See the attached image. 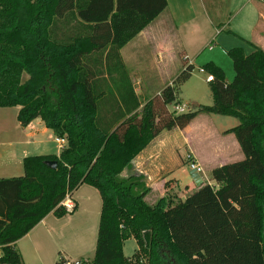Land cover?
Returning <instances> with one entry per match:
<instances>
[{"label":"trees","instance_id":"trees-1","mask_svg":"<svg viewBox=\"0 0 264 264\" xmlns=\"http://www.w3.org/2000/svg\"><path fill=\"white\" fill-rule=\"evenodd\" d=\"M166 9V0H0V109L18 108L21 127L39 119L65 142L58 157H26L23 176L0 179V264H23L14 244L47 215L73 214L61 204L81 185L102 205L94 257L80 264H264V51L229 50L231 83L203 67L211 106L168 110L191 77L185 66L141 107L120 50ZM199 115L237 120L224 134L243 159L211 170L214 185L184 200L147 203L143 177L121 174L159 133ZM129 239L137 251L126 258Z\"/></svg>","mask_w":264,"mask_h":264},{"label":"crops","instance_id":"crops-1","mask_svg":"<svg viewBox=\"0 0 264 264\" xmlns=\"http://www.w3.org/2000/svg\"><path fill=\"white\" fill-rule=\"evenodd\" d=\"M166 1L167 10L164 14H167L172 27L154 26L155 19L120 50L134 93L138 98H143V102H140L141 107L149 99L157 96L165 87L170 86L178 76L176 73H179L181 69L177 72V41L180 46V58L182 62L184 61L182 70L185 66H191L194 70V65L197 64L198 72L206 74L205 72L201 73L200 70H203L206 64L212 63L223 71L225 79L227 76L234 77L233 68L231 69L232 63L226 54L229 50L242 48L246 55H249L254 47L264 51V0H242L243 5L236 14L244 6H247L251 11H255L256 16L251 17L248 9L247 14L244 15L243 23L231 29H229L230 20L223 22V20L218 19V11L208 9V1L210 0H182L186 4L182 8L177 6L175 2L171 5L170 0ZM209 10L212 13L211 19L208 17ZM185 11L189 14L185 15ZM203 16L206 17V21L212 27L216 28L217 38H220V43H218L223 51V54L214 53L209 48L210 54L206 55L205 59H202L201 56L207 45L213 43V38L210 36L205 43L202 42L208 37V33L200 35L201 26L198 20H201L200 18ZM166 33L168 36H165ZM128 46L132 47L134 58L137 61L139 57H141L139 61L143 59L142 57H147L150 73L141 68L140 73L149 75L150 78L156 77L159 85H162V88L155 94H153V90L146 94L147 86L143 85L142 87L143 82L132 81L123 56V50ZM223 56H226L228 60L224 59ZM200 61H206V63L200 65ZM192 76L194 74L191 73ZM207 77L205 81L200 80L202 83L205 82L209 89ZM196 93L199 97L203 96L199 90ZM150 94L151 96H148ZM181 101H183L182 98ZM181 101L177 100V104L184 105L181 104ZM212 103V96L210 102L199 100L193 102L197 108L211 106ZM7 110L0 109V179L23 176L22 161L26 157L59 156L65 147V142L63 145H59L58 139L50 130L45 128L39 119L34 120L25 128L21 127L16 120L18 108H11L13 112L11 114ZM200 118L206 119L201 122ZM209 121L207 117L199 115L183 130L162 131L136 156L132 163V169L124 171L121 177H143L145 187L149 190L148 195H156L157 200L163 197L167 182L173 181L181 187L180 180L170 179L182 165L176 161V140L178 137L181 138L182 145L189 147L187 158L191 160L190 164H194L202 170L205 169L208 173L215 168L229 164L227 161L237 155L240 148L233 135L224 133L236 127L238 121L234 120L233 123L227 121L228 126H221V128H216L211 123L210 125ZM213 122L224 123L222 119ZM197 126L199 136L205 144L203 154L197 152L192 145L193 129ZM185 187L188 189L183 196L184 198H179L181 200H184L190 192L196 189L195 185L192 184H186ZM69 199L73 206L76 205V211L73 214L60 219L55 218L52 214L47 215L27 235L14 244L23 264H57L60 258L65 264L92 261L100 220L101 198L94 188L81 185ZM129 240H133L136 246L134 239ZM136 251L137 246L132 256Z\"/></svg>","mask_w":264,"mask_h":264},{"label":"rangeland","instance_id":"rangeland-1","mask_svg":"<svg viewBox=\"0 0 264 264\" xmlns=\"http://www.w3.org/2000/svg\"><path fill=\"white\" fill-rule=\"evenodd\" d=\"M175 2V4L177 6H179L180 8L184 7L186 4L182 1V0H170L171 5ZM243 5V1L242 0H210L208 1V9L210 10H214V11H218V15L220 20H223V22H226L227 20L230 24V28H236L237 25H240L243 23V18L244 15L247 14L248 9H249V15L251 17L256 16L255 15V11L254 10H250L249 7H243L240 12L238 14H236V12L239 10V8H241V6ZM187 9V8H186ZM167 10V9H166ZM208 11L209 15L208 17L211 19L212 17V13L211 11ZM186 12V11H185ZM163 12L154 22V26L158 25V26H165V27H172V25L170 24L168 18H167V14ZM189 13H185V15H188ZM207 17V18H208ZM171 19V18H170ZM201 20H198L200 26H201V32L200 35H205L208 33V37L206 39H204L202 42H206L210 36L213 38V43L207 45V47L204 49V53L201 56L202 59L206 58V55L208 56L209 53V48L212 49L214 51V53H222L223 51L221 50L222 47L219 45L220 38H217V33L215 30V27H212L210 25V23L208 21H206V17H201ZM213 20V19H212ZM215 21V18H214ZM165 36H168V34L166 33ZM180 36L182 37V34H180ZM185 40V39H184ZM201 42V43H202ZM219 42V43H218ZM200 43V44H201ZM210 43V40H209ZM203 46V45H200ZM205 47V46H204ZM203 47V48H204ZM202 48V49H203ZM176 53H177V62H176V68H177V72L180 70L179 73H176V75L180 74L182 72V66H183V62L180 58V46H179V42H176ZM223 54V53H222ZM123 56L124 59L127 63L128 66V70L131 76V79L133 82H143L142 83V87L147 86V93L150 90H153V94H155L160 88H162V85H159L158 81L155 78H150L149 75L146 74H142L140 73V68L143 69L144 71H146L147 73H150L149 64L147 63L148 59L147 57H142L143 59H141V61H143V63H141L140 58H138V61L134 58L133 52H132V47L128 46L127 48H125L123 50ZM191 57V55H190ZM224 59L228 58L226 56H223ZM134 58V59H133ZM192 58V57H191ZM200 65H203L206 63V61H200ZM231 63V62H230ZM224 66V65H223ZM232 69V66H231ZM233 72V70H232ZM192 74H194V76L190 77V79L185 83L184 86H182L180 88V91L178 93V98L177 100L181 101V98L183 99V101H181V104L187 105L186 107L188 108L189 111H195L197 106H194L195 104H193V102H197V100L201 101V102H210L211 100V95H210V91L208 89V86L204 83L201 82L200 79H202L203 81H205L207 75L206 74H200L198 72V65L195 64L194 65V70L192 72ZM154 77V76H153ZM234 77H228L225 79L226 83H231ZM26 79V76L24 75L22 77V81H24ZM227 79H229L230 81H228ZM201 91L202 95L201 97L197 96L198 92ZM148 96H151L148 95ZM140 102H143V98H139ZM177 104V103H176ZM173 106V105H172ZM172 106L168 107L169 111H172ZM9 111V113H13L11 108H7ZM205 117H207L210 121L209 124H213L214 126H216V128H221V126H228L227 125V121H230L231 123L234 122L235 119L233 118H229V117H221V116H211V115H203ZM206 119V118H203ZM203 119L200 118V121L203 122ZM217 119H222L224 121L223 124L218 123V122H213L214 120ZM210 124V125H211ZM201 126H203L201 124ZM198 126L196 128L193 129V148L199 152L200 154L204 153V149L203 146H205L202 138L199 136V131L197 130ZM179 139V140H178ZM178 139L176 140V150H177V154H176V161L177 163H179L181 165L180 169L175 171V173H173L172 177H170V179L172 178H176L178 180H180V184L181 187L177 186L173 181L167 182L165 184V188H164V195H171V196H175L177 198L183 197L187 191V187H185L186 184H192L195 185V183L193 182V179L190 176V166L189 164L191 163V160L189 158H187L188 156V152H189V147L186 145H182L181 143V138L178 137ZM243 159V154L241 153L240 150H238V154L234 155L232 157V159H230V161H227L229 164L233 163V162H238L241 161ZM202 170V169H201ZM200 180L203 183H208L210 185H214V183L210 180L209 178V173L207 170H202L201 174L198 175ZM196 187V185H195ZM197 188V187H196ZM163 195V196H164ZM184 198V197H183ZM69 199V198H68ZM145 201L149 204H154L157 201V197L156 195H147L145 198ZM69 203H71L70 199H69ZM73 205V204H72ZM136 248L133 240H129L126 241L124 244V248H123V254L125 257L130 258L134 252V249Z\"/></svg>","mask_w":264,"mask_h":264},{"label":"built area","instance_id":"built-area-1","mask_svg":"<svg viewBox=\"0 0 264 264\" xmlns=\"http://www.w3.org/2000/svg\"><path fill=\"white\" fill-rule=\"evenodd\" d=\"M201 73H204L203 70H200ZM212 81V77L208 76L207 77V82H211ZM172 111H174L177 114H183V113H187L189 110L185 105H180V104H176L174 106H172ZM57 143L59 145H63L64 144V140L58 139ZM190 169L191 171H195V173L197 175L201 174L202 170L200 167L194 165V164H190ZM69 196H67L64 201L62 202V206L65 207L67 210H71L73 205L69 203ZM68 264H80V262H74V263H68Z\"/></svg>","mask_w":264,"mask_h":264},{"label":"water","instance_id":"water-1","mask_svg":"<svg viewBox=\"0 0 264 264\" xmlns=\"http://www.w3.org/2000/svg\"><path fill=\"white\" fill-rule=\"evenodd\" d=\"M46 165L52 169L56 168V163L55 162H47ZM190 176L193 179V182L195 183L196 187H199L202 185V181L200 180L199 176L195 173V171L190 172Z\"/></svg>","mask_w":264,"mask_h":264}]
</instances>
